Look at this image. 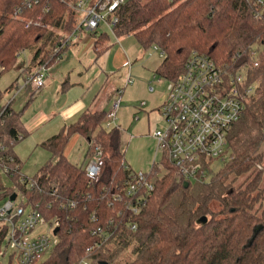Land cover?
Returning <instances> with one entry per match:
<instances>
[{"label": "trees", "instance_id": "obj_1", "mask_svg": "<svg viewBox=\"0 0 264 264\" xmlns=\"http://www.w3.org/2000/svg\"><path fill=\"white\" fill-rule=\"evenodd\" d=\"M75 1L38 0L24 8L26 0H0V77L16 69L23 51L30 54V61L20 77L57 62L55 49L78 24V15L70 7ZM18 8L23 9L15 18ZM259 9L254 0H187L176 7L170 0H128L120 11L116 33L132 35L146 51L159 50L163 59L156 74L172 82L183 73L193 52L222 65L264 42V14L256 18ZM258 74L261 86L229 134L224 166L216 172L211 163L210 182L184 188L170 170L157 182L142 213L123 219L114 199L129 179L124 169L125 146L119 129L103 127L105 113L85 112L46 141L42 147L52 160L28 178L13 151L28 135L22 113L7 107L0 118V145L6 154L0 156L12 157L18 166L14 171L12 165L16 174L8 179L25 197L23 206L61 222L58 244L40 264H79L98 240L93 231L105 228L110 220L121 223L119 229L93 252L92 264H264V67ZM17 81L0 90V112ZM75 135L103 149L98 177L88 176L85 163L74 165L67 158L66 149ZM240 178L245 180L237 186ZM14 192L0 183L3 201ZM133 224L137 231L131 230ZM6 234V227H0V264ZM125 254L129 259L123 260ZM14 261L11 256L9 264Z\"/></svg>", "mask_w": 264, "mask_h": 264}, {"label": "built area", "instance_id": "obj_2", "mask_svg": "<svg viewBox=\"0 0 264 264\" xmlns=\"http://www.w3.org/2000/svg\"><path fill=\"white\" fill-rule=\"evenodd\" d=\"M128 0H77L70 7L79 16L78 24L72 32H95L103 26L111 35L117 38L116 26L119 23L120 11ZM187 0H170L176 7ZM248 3L253 0H245ZM38 0L25 2L24 8H31ZM260 8L256 18L262 19L264 0H254ZM23 8H18L14 17ZM263 10V11H262ZM70 38L57 47L54 54L58 59ZM163 55L161 54V57ZM264 67V42L250 46L246 54H236L230 63L217 64L207 56L193 52L188 58L183 73L176 81H167L168 99L160 109L161 120L165 122L163 131L155 130L152 137L157 141V151L162 158L159 164L154 163L149 173L129 172V179L121 194L114 203L119 205L122 219L130 214L137 216L148 206L156 184L173 171V177L179 183L203 185L209 183L211 163L225 162L228 159V137L233 126L243 117L247 101L254 97L261 86L258 72ZM46 64L39 66L29 77H21L12 97L7 100L0 112L2 118L7 107L23 89L39 92L45 86ZM123 94V90L118 92ZM118 103H114L112 111L107 114V127L115 124ZM144 104H142L143 106ZM138 119V117L136 118ZM157 152V154H158ZM6 154L4 146L0 145V155ZM103 149L100 145L90 142L87 161L84 164L89 177L96 178L101 174L100 160ZM210 163V164H209ZM212 164V165H213ZM18 170L12 157L0 156V172L11 177ZM23 181V180H22ZM30 187L32 180H26ZM15 192L22 202L7 200L0 204V227H6L5 240L14 249L12 257L18 264H40L48 253L58 244L57 229L61 222L58 219L47 220L40 212L29 206H23L25 197ZM12 194V195H13ZM11 197V196H10ZM75 204L70 208H74ZM123 214V215H122ZM97 221V217L93 216ZM121 224V223H120ZM110 220L105 228L93 231L98 237L92 247L87 249L85 257L79 264H86L96 249L110 241L119 226ZM45 229L46 231H42ZM137 231V225L131 226ZM4 240V241H5Z\"/></svg>", "mask_w": 264, "mask_h": 264}, {"label": "crops", "instance_id": "obj_3", "mask_svg": "<svg viewBox=\"0 0 264 264\" xmlns=\"http://www.w3.org/2000/svg\"><path fill=\"white\" fill-rule=\"evenodd\" d=\"M99 29L95 32H77L74 36L71 35L72 33L68 34L71 37H67L71 41L69 40V44L64 48L57 62L47 66L44 88L37 93L29 89H23L13 101L12 109L17 113H22L23 128L28 134L24 140L13 148L22 169L39 148L43 149L42 145L46 141L76 123L85 112H103L107 115L113 109L115 98L118 95L117 92L123 90L124 94V88L122 87H125L128 82L126 80L129 75L127 68L130 63L132 65L130 56L118 43L112 44L110 38L113 35L105 28H103L104 32H99ZM124 42L127 43V46H130L126 39H124ZM117 55L123 58L121 68L125 69L124 72L114 66V58ZM23 65H25L24 62L14 70L15 80L21 78L18 67L21 69ZM121 101L123 102V99ZM32 102H35L37 107L30 112L31 116L24 120L25 111ZM130 104V99L126 100L125 105L129 106ZM161 107L156 113L151 112L148 115L153 122V127L161 120L159 112ZM137 117L136 120H139V116ZM152 130L154 129L152 128ZM152 130L150 131L151 134ZM120 131L125 148L130 141L133 143L138 141L125 131ZM80 139L83 138L78 135L71 138L65 152L68 159L75 153V148L73 145L71 146V143L75 141V145H80ZM86 143L88 142L86 141ZM88 148L89 143L85 149V154L81 156V158H84L83 162L85 163ZM50 160H52V156L48 159L45 155H39L36 168L39 170Z\"/></svg>", "mask_w": 264, "mask_h": 264}, {"label": "rangeland", "instance_id": "obj_4", "mask_svg": "<svg viewBox=\"0 0 264 264\" xmlns=\"http://www.w3.org/2000/svg\"><path fill=\"white\" fill-rule=\"evenodd\" d=\"M78 20H79V16H78ZM103 28L104 27L101 26L99 32H104ZM67 36L71 37L70 35ZM67 36L64 41L68 39ZM110 39L112 40V44L118 43V45L121 46L122 49L126 50V52L130 56V61L132 62V65L130 63V66L127 68L129 73L128 77H126V80H128L127 85L125 87H122L124 88V94L123 95L118 94L117 97L115 98V102L119 104L116 110L117 112L116 122L115 124L112 123L110 124L112 128H117L119 130L125 131L129 136H132L138 140L136 143L130 141V143L124 150L126 165L130 168V170L133 173L136 174L149 173L153 168L154 163L159 164L162 158L160 152L157 151V141L151 136L152 134L150 131L152 130V128L154 129L152 130V133L155 130L163 131L165 129V122L163 120L157 122V124H155V127H153L152 126L153 122L152 120H150L148 116L151 114V112L156 113L157 110L161 106H163L168 99V90H167L168 83L167 81L159 78L156 74L158 66H160V64L162 63L161 53L156 48H152L147 51L144 50L139 46L136 39L132 35L130 36L123 35L117 38H114L112 36ZM124 39H126V41L129 42L128 45L130 46H127V43L124 42ZM29 61H30V54L28 55V52L25 51L20 52V59L18 62V66L21 65L23 62L25 63V65H23L21 69L18 67L19 76H22L20 74L25 71L24 69L29 65ZM122 64H123V58L120 55H117L114 58V66L116 67V69L119 68L121 72H124L125 69L121 68ZM132 68H134L133 72L131 71ZM15 75L16 74L14 70L2 74V76L0 77V90L2 91L7 90L16 79ZM13 93L14 92L12 91L11 94H7L2 104L5 105L9 97H12ZM122 99L123 102L121 101ZM129 99L131 101V104L129 106H126L125 102L126 100ZM143 103L145 107L143 105L144 108L141 109L140 107H142L141 105ZM36 107L37 104L35 102H32L25 111L23 119L25 120L29 118L31 116L30 112L34 110V108ZM136 116H139L140 119L136 120ZM106 118L103 122V127L105 129H110L107 127L108 125ZM80 141H81L80 145H75V141L71 143V146L73 145L75 148V153L69 159V161L72 164L78 166L83 165V163H85L83 162L84 158H81V156L85 154V149L87 148V144H88L84 139H80ZM39 155H45L46 157H48V159L51 156L50 153L39 148L35 152V155L32 157V159L24 164V167L22 169V173L26 175L28 178H33L38 172V168H36L37 165L36 162L39 158ZM213 166H214L213 168H215V171L218 172L224 166V163L216 162L213 164ZM244 180L245 178H240L237 181L236 185L238 186ZM0 183H2V185L6 186V188L8 189H15L13 183L8 179V177H6L5 174L1 172H0ZM3 200L4 199L0 198V204L2 202H6L7 200H11L12 202H17L18 205H20L22 202L21 198L20 197L18 198L16 194H13L11 197L6 198L5 201ZM23 203L27 205L26 199L24 200ZM29 211H30V207L27 208V212ZM42 231H46V230L43 229ZM2 253L3 256H1V264H9L11 256L14 255V249L10 247L7 240H5L4 243L2 244ZM50 255H51V251L46 255L44 260H47L50 257ZM124 259H129V254H125L123 256V260ZM85 263L92 264L91 258L87 259ZM13 264H18V263L17 261H14Z\"/></svg>", "mask_w": 264, "mask_h": 264}, {"label": "water", "instance_id": "obj_5", "mask_svg": "<svg viewBox=\"0 0 264 264\" xmlns=\"http://www.w3.org/2000/svg\"><path fill=\"white\" fill-rule=\"evenodd\" d=\"M189 187V184L186 182V183H184V188H188ZM59 232V229H57L56 231H55V234H57ZM100 264H107V263H100Z\"/></svg>", "mask_w": 264, "mask_h": 264}]
</instances>
